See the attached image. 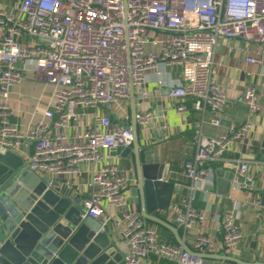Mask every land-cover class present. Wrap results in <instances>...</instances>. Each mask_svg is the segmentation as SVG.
<instances>
[{
  "label": "built area",
  "instance_id": "built-area-1",
  "mask_svg": "<svg viewBox=\"0 0 264 264\" xmlns=\"http://www.w3.org/2000/svg\"><path fill=\"white\" fill-rule=\"evenodd\" d=\"M158 33L165 37H156ZM221 40L236 41L234 48L244 53L245 63L263 64L264 0H20L1 7L0 147L16 151L30 143L25 169L48 176V187L58 182L73 185L87 164L90 177L80 181L89 192L83 214L117 233L126 264H145L150 256L206 264L200 253L210 250L213 241L201 227L205 212L193 206L195 192H210L211 165L223 162L233 172V187L245 191L250 201L256 188L250 159L226 158L225 153L239 141L247 155L253 154L254 122L247 120L214 137L200 135L195 154L182 164L188 194L171 201L167 217L183 228L185 237L192 234L193 253L159 241L156 227L133 204L132 179L118 164L117 152L133 144L127 101L132 88L142 100L148 97V72L167 88L178 114L188 111V97L195 99L196 109L209 107L216 114L229 104L215 79ZM174 65L182 66V80L171 83L162 76ZM29 69L54 89L43 117L22 131L9 120V95ZM246 75L254 73L246 69ZM239 102L251 115L261 109L254 83ZM166 118L163 109H137L142 140L147 142L152 125ZM220 123L219 117L212 118V124ZM241 205L235 202L220 223L226 251L235 250L243 239Z\"/></svg>",
  "mask_w": 264,
  "mask_h": 264
},
{
  "label": "crops",
  "instance_id": "crops-1",
  "mask_svg": "<svg viewBox=\"0 0 264 264\" xmlns=\"http://www.w3.org/2000/svg\"><path fill=\"white\" fill-rule=\"evenodd\" d=\"M20 0H0L1 7H11L18 4ZM156 37L163 38L164 34L158 33ZM24 40L25 37H22ZM234 40H221L216 51V73L215 79L225 90L229 104L218 114L209 107L206 109H196L195 99L188 97L185 100L188 111L178 114L174 108L173 100L168 98L167 88L160 86L154 72H148L146 89L148 97L141 98L138 89H134L136 108H150L151 110H164L166 120H159L152 125L150 137L145 138L144 144L156 149L162 162L170 165L169 177L175 181V191L172 201H180L188 194L187 185L189 180L183 172V162L191 158L197 149L198 137H214L222 133H227L232 127H238L247 120L254 122L251 132V139L255 146L252 155H247L243 145L239 141H234L230 149L225 153L226 158L250 159V170L255 178V190L251 193L249 202L245 200L246 193L243 190L235 189L230 176L231 169L224 166L223 162L213 163L212 181L208 186L210 192L197 190L194 195L193 206L201 209L206 214V220L201 227L209 234L213 241V247L204 253L210 254L213 258H208L212 264H264V154L261 152V141L264 132V61L261 65L247 64L244 61V53L234 48ZM256 46L252 45L250 53L253 54ZM246 69L254 73L253 77L246 75ZM162 77L168 82H178L182 80V66H167ZM25 78L20 83L14 85L9 95V103L12 108V115L9 117L11 123L18 126L22 131H27L39 121L44 111L49 106L53 86L46 83L33 69L25 71ZM254 83L257 89L258 101L261 109L251 115L246 105L239 102L246 88ZM238 102V104H233ZM131 97L127 101V112L131 115ZM118 111V110H117ZM121 112V111H118ZM219 117V126L212 124V118ZM167 124V129H163V124ZM73 133L72 130L70 132ZM165 135V136H164ZM162 138V140H161ZM26 149V147H25ZM123 148L119 150L117 162L121 168L127 170L132 179L131 195L133 204L139 206V190L137 187V177L135 171L134 155H123ZM25 161L28 152L21 147L16 150ZM84 171L80 178H75V187L84 199L89 195L88 190L81 188L80 181L90 177L89 166L84 164L81 167ZM257 201V203H256ZM235 202H240L241 214L239 224L242 228L243 239L235 250L226 251L223 248L220 223L223 215L228 212ZM246 204L244 205V203ZM139 213L141 210L138 208ZM162 218V217H161ZM165 219L169 221L166 216ZM171 223V222H170ZM157 229L158 238L161 242L178 244L175 235L169 229L156 222H150ZM173 224V223H171ZM175 225V224H173ZM176 226V225H175ZM181 238L192 249V234L185 233L182 227H178ZM112 239L117 243L119 250L123 252V244L117 233H111ZM145 264H178L173 260L150 256Z\"/></svg>",
  "mask_w": 264,
  "mask_h": 264
},
{
  "label": "water",
  "instance_id": "water-1",
  "mask_svg": "<svg viewBox=\"0 0 264 264\" xmlns=\"http://www.w3.org/2000/svg\"><path fill=\"white\" fill-rule=\"evenodd\" d=\"M131 91L133 144L123 155H134L140 194L136 207L143 218L165 226L184 250L193 253L179 229L165 219L175 181L169 177L170 165L141 138L134 88ZM262 138L264 154V132ZM29 147L30 143L21 145L28 154ZM48 181V176L26 170L24 158L16 151L0 147V264H126L110 227L84 216V201L75 187L64 182L48 187ZM206 264L212 263L206 260Z\"/></svg>",
  "mask_w": 264,
  "mask_h": 264
}]
</instances>
